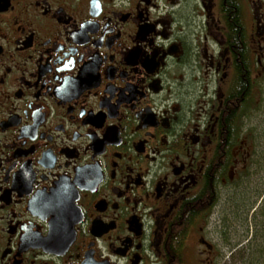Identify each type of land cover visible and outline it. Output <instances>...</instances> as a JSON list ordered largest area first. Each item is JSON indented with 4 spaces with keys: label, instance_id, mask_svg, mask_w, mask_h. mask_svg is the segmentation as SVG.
<instances>
[{
    "label": "flooded vegetation",
    "instance_id": "af4514ba",
    "mask_svg": "<svg viewBox=\"0 0 264 264\" xmlns=\"http://www.w3.org/2000/svg\"><path fill=\"white\" fill-rule=\"evenodd\" d=\"M263 90L264 0H0V264H249Z\"/></svg>",
    "mask_w": 264,
    "mask_h": 264
},
{
    "label": "rangeland",
    "instance_id": "374dc122",
    "mask_svg": "<svg viewBox=\"0 0 264 264\" xmlns=\"http://www.w3.org/2000/svg\"><path fill=\"white\" fill-rule=\"evenodd\" d=\"M250 118L252 130L257 135V164L251 166V177L247 180L246 185L240 187L241 189L232 200L234 199L235 210H238L237 207L240 208L241 204L245 205L253 201L252 207L256 209L253 213L255 222L251 220V247L253 250L260 251L258 263L262 264L264 263V101L261 102L258 109L251 111ZM252 211L253 209L250 208L248 214ZM233 256L237 259L233 260L235 258ZM220 259L221 262L218 264H240L237 254L230 255L229 251H225Z\"/></svg>",
    "mask_w": 264,
    "mask_h": 264
},
{
    "label": "trees",
    "instance_id": "16d2710c",
    "mask_svg": "<svg viewBox=\"0 0 264 264\" xmlns=\"http://www.w3.org/2000/svg\"><path fill=\"white\" fill-rule=\"evenodd\" d=\"M260 251L259 250H252L250 253V262L249 264H259L258 261L260 260ZM258 256V257H257ZM244 256H243V264H244Z\"/></svg>",
    "mask_w": 264,
    "mask_h": 264
}]
</instances>
